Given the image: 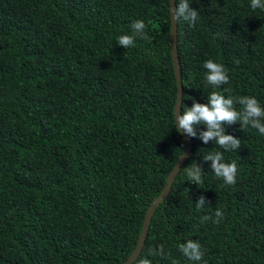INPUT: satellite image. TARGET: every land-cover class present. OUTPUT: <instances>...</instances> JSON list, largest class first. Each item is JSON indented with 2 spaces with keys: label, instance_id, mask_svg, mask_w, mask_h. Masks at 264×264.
<instances>
[{
  "label": "trees",
  "instance_id": "trees-1",
  "mask_svg": "<svg viewBox=\"0 0 264 264\" xmlns=\"http://www.w3.org/2000/svg\"><path fill=\"white\" fill-rule=\"evenodd\" d=\"M189 7L195 24L177 22L181 113L213 90L264 107V10L250 0ZM134 20L148 39L125 49L118 38ZM170 25L169 0H0V264L127 260L186 146L175 128ZM208 59L225 66L228 84H207ZM195 127L133 264H191L179 250L188 239L199 242L201 264H264V135L224 125L241 140L224 151ZM210 151L236 162L234 185L215 176L203 159ZM196 163L198 185L184 171Z\"/></svg>",
  "mask_w": 264,
  "mask_h": 264
},
{
  "label": "clouds",
  "instance_id": "clouds-1",
  "mask_svg": "<svg viewBox=\"0 0 264 264\" xmlns=\"http://www.w3.org/2000/svg\"><path fill=\"white\" fill-rule=\"evenodd\" d=\"M250 7L264 10V0H250ZM179 22L181 19L194 25L198 20V11L189 7V0H175V7H172V15ZM146 25L142 20H134L131 23V33L123 34L118 38V44L125 49L134 46L136 38L147 40L148 35L145 31ZM204 80L213 89L229 83V76L225 66L214 62L211 59L203 62ZM207 103L194 102L189 108H183L182 113L176 112V130L181 134L190 137L197 135V125L206 126V130L201 129L199 136L205 144L214 141L224 151L237 150L241 146V140L233 135L225 134L224 125H231L239 121L241 129L252 127L264 135V107L254 96H225L222 92L213 90L207 95ZM240 108L237 109L236 105ZM203 159L211 161L210 167L216 177L221 178L225 185H234L237 176V164L235 161L225 162L222 151H210L204 153ZM189 182L201 183L203 168L197 163L184 169ZM205 199L203 196L196 201L197 209L203 208ZM223 213L220 209L215 212L216 222L222 218ZM208 217H202V222ZM179 250L191 264H201L203 253L198 241L188 239L186 243L179 244ZM136 264H152L148 258H140Z\"/></svg>",
  "mask_w": 264,
  "mask_h": 264
},
{
  "label": "water",
  "instance_id": "water-1",
  "mask_svg": "<svg viewBox=\"0 0 264 264\" xmlns=\"http://www.w3.org/2000/svg\"><path fill=\"white\" fill-rule=\"evenodd\" d=\"M169 2H170V12H171V25H170L171 56H172L173 69H174V74H175L176 84H177V97H176V102L174 106V117H175L176 112L177 114L181 113L183 85L181 82V68H180V61H179V56H178V51H177V21L175 20L174 13L172 15V7L173 8L175 7V0H169ZM182 136L184 137L185 142H186L185 150L179 156L175 166L168 174L166 178V182L160 194L152 201V203L147 208L136 245L134 249L132 250L131 254L129 255V257L127 258V260L124 262V264H133V262L139 256L144 246L145 239L148 233V229H149V226H150V223H151V220H152V217L154 215L156 208L159 206L160 203L164 202L165 198L168 196L176 175L178 174L184 162L187 160V158L189 157L191 153V150H192L191 137L188 136L187 134H182Z\"/></svg>",
  "mask_w": 264,
  "mask_h": 264
}]
</instances>
